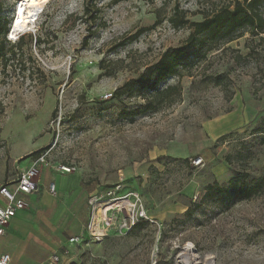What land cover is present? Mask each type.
Masks as SVG:
<instances>
[{"label": "rangeland", "instance_id": "1", "mask_svg": "<svg viewBox=\"0 0 264 264\" xmlns=\"http://www.w3.org/2000/svg\"><path fill=\"white\" fill-rule=\"evenodd\" d=\"M18 1L0 0L8 34ZM233 1L47 0L13 35L21 48L0 58V186L40 153L74 169L65 186L48 172L56 198L26 199L30 238L54 264H177L187 245L214 264H264V184L250 201L229 190L264 178V40L189 51L150 104L151 91L123 89L185 44L192 30L171 27L175 7L191 23ZM118 199L130 219L115 209L101 220ZM92 214L103 229L88 230Z\"/></svg>", "mask_w": 264, "mask_h": 264}, {"label": "trees", "instance_id": "2", "mask_svg": "<svg viewBox=\"0 0 264 264\" xmlns=\"http://www.w3.org/2000/svg\"><path fill=\"white\" fill-rule=\"evenodd\" d=\"M264 0H242L233 1L232 5L228 4L210 14L205 15L201 21L189 22L186 18V12L174 8L173 15L169 19V23L174 30L189 27L192 31L189 34L184 45L174 49L166 50L157 61V63L141 74L135 81L124 85L123 89L136 87L138 94L145 91L154 93L151 101L167 93L171 88L159 91L158 86L169 78L181 77V70L185 67L189 51L200 52L205 49L206 52L217 51L225 45L241 38L244 33L249 34L252 38L259 37L264 40V13L262 8ZM89 13V5L86 3L83 14L86 16ZM11 21H6L0 17V58L6 46L10 48L20 49L23 42V36L19 37L13 44L5 37L8 35ZM137 32L135 38L141 34ZM262 36V37H261ZM35 38V43H36ZM14 54L13 52L11 55ZM224 136L220 137L222 140ZM41 154V153H40ZM38 154L36 157H38ZM35 157V158H36ZM264 184V178L258 180L254 186H246L239 184L238 179L230 180L229 190L238 201H250L253 199L258 188ZM217 193L224 192L217 185ZM208 190H214V187H209Z\"/></svg>", "mask_w": 264, "mask_h": 264}, {"label": "built area", "instance_id": "3", "mask_svg": "<svg viewBox=\"0 0 264 264\" xmlns=\"http://www.w3.org/2000/svg\"><path fill=\"white\" fill-rule=\"evenodd\" d=\"M112 95H104V99L110 98ZM202 163L201 159H197L193 162L194 166H198ZM42 166H49L47 162V152L41 153L38 157L34 158L31 166L17 174L16 179L11 183H5L0 186V237L3 236L5 228L9 222L16 216V214L24 210L27 207V203L24 197L30 195L36 190V181L39 176V169ZM63 175L70 174L74 171L73 168L66 166H56V169ZM49 193L55 197L57 192L53 183L48 185ZM129 202L126 199H118L114 201L112 205H106L103 209L104 214L109 215L110 211L115 210L117 213L125 210L126 218L130 219L133 215L132 210L128 212V208L125 206ZM120 204L121 206H118ZM102 211V212H103ZM110 218V217H109ZM102 219V213H101ZM112 219V218H111ZM96 227H102V221L98 220L94 214L88 224V230H94ZM78 241V238L70 239L71 243ZM11 258L9 255L0 256V264H10ZM58 262V257L53 256L50 258L48 264H54ZM177 264H214V260L211 257L201 256L200 253L194 248L190 247L186 250L185 247L176 257Z\"/></svg>", "mask_w": 264, "mask_h": 264}, {"label": "crops", "instance_id": "4", "mask_svg": "<svg viewBox=\"0 0 264 264\" xmlns=\"http://www.w3.org/2000/svg\"><path fill=\"white\" fill-rule=\"evenodd\" d=\"M32 161L33 159L28 162L24 169L22 166V169L19 170L17 174L28 169L31 166ZM55 169L56 167L50 165L40 167L39 176L36 181V190L30 195L24 197L25 201L28 199L32 204H36L38 200L47 201V198L57 197V195L53 197L48 191V185L53 183L55 190L58 193L57 185L53 180H49L48 172L51 171L57 175L58 179L61 181V186H65V181L69 174L63 175ZM43 171L46 173V184L45 187L39 190V179ZM17 174L14 179L7 183L13 182L16 179ZM27 207L16 214L5 228L3 236L0 237V256L9 255L11 258L10 264H47L50 258L55 255H50L48 252L43 251L38 252L36 249V241L32 240L29 235L32 220L30 214L26 210ZM16 220H18V222Z\"/></svg>", "mask_w": 264, "mask_h": 264}, {"label": "bare ground", "instance_id": "5", "mask_svg": "<svg viewBox=\"0 0 264 264\" xmlns=\"http://www.w3.org/2000/svg\"><path fill=\"white\" fill-rule=\"evenodd\" d=\"M46 3L47 0H19L16 7L15 19L12 23L14 31L10 36L15 35L18 31H23L24 33L25 31H29L35 24L37 15L42 11V8ZM130 210L131 209H129V212ZM104 215L103 211L102 219L104 218ZM100 229H103V227H100ZM185 249L189 250L190 245H187Z\"/></svg>", "mask_w": 264, "mask_h": 264}, {"label": "water", "instance_id": "6", "mask_svg": "<svg viewBox=\"0 0 264 264\" xmlns=\"http://www.w3.org/2000/svg\"><path fill=\"white\" fill-rule=\"evenodd\" d=\"M13 29H10V31L12 32Z\"/></svg>", "mask_w": 264, "mask_h": 264}]
</instances>
